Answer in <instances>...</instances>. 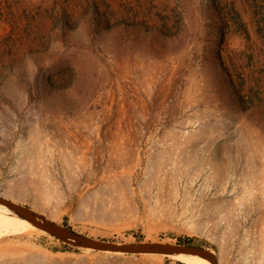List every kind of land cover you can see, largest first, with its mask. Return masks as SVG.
<instances>
[{"label":"rangeland","instance_id":"1","mask_svg":"<svg viewBox=\"0 0 264 264\" xmlns=\"http://www.w3.org/2000/svg\"><path fill=\"white\" fill-rule=\"evenodd\" d=\"M0 196L264 264V0H0ZM0 264L186 263L12 226Z\"/></svg>","mask_w":264,"mask_h":264},{"label":"water","instance_id":"2","mask_svg":"<svg viewBox=\"0 0 264 264\" xmlns=\"http://www.w3.org/2000/svg\"><path fill=\"white\" fill-rule=\"evenodd\" d=\"M0 204L17 212L20 217L28 220L34 226L72 246L122 254H163L170 256L184 253L198 255L208 259L212 264H219L216 255L209 249L202 246L177 244L165 241L117 242L112 240L97 239L74 232L68 227L46 218L29 206H25L11 199L0 196Z\"/></svg>","mask_w":264,"mask_h":264},{"label":"bare ground","instance_id":"3","mask_svg":"<svg viewBox=\"0 0 264 264\" xmlns=\"http://www.w3.org/2000/svg\"><path fill=\"white\" fill-rule=\"evenodd\" d=\"M21 218L17 212L11 210L5 205L0 204V230H6L12 226L16 229L29 228V227L32 228L34 226L28 220H24ZM86 249H89V248H86ZM170 256L171 257L176 256L177 258L181 259L186 264H212L208 259L200 257L198 255L180 253V254H175V255H170Z\"/></svg>","mask_w":264,"mask_h":264}]
</instances>
